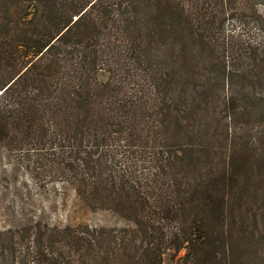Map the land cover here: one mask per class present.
Wrapping results in <instances>:
<instances>
[{"label":"trees","instance_id":"obj_1","mask_svg":"<svg viewBox=\"0 0 264 264\" xmlns=\"http://www.w3.org/2000/svg\"><path fill=\"white\" fill-rule=\"evenodd\" d=\"M260 3L0 0V139L119 216L40 231L33 264H264V36L226 28Z\"/></svg>","mask_w":264,"mask_h":264},{"label":"rangeland","instance_id":"obj_2","mask_svg":"<svg viewBox=\"0 0 264 264\" xmlns=\"http://www.w3.org/2000/svg\"><path fill=\"white\" fill-rule=\"evenodd\" d=\"M247 3L251 5L252 0ZM257 7L264 13V0ZM235 13L236 10L230 12L226 28L230 33L241 35L233 36L236 45L242 38L258 40L264 36L263 26L251 19L249 10L245 8V13L238 18ZM48 152L46 148L22 143L12 145L0 139V232L8 231L11 242L7 241V246L12 243L19 264L34 263L40 231H50L53 226L75 227L83 221L111 225L119 221V216L110 211L86 210L78 202L71 184L57 179L46 169ZM182 253L167 252L164 264H174Z\"/></svg>","mask_w":264,"mask_h":264}]
</instances>
